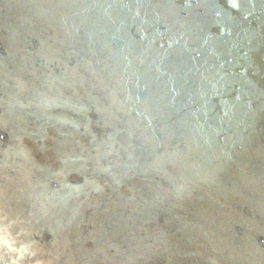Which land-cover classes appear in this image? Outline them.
<instances>
[{
  "label": "bare ground",
  "instance_id": "1",
  "mask_svg": "<svg viewBox=\"0 0 264 264\" xmlns=\"http://www.w3.org/2000/svg\"><path fill=\"white\" fill-rule=\"evenodd\" d=\"M165 1L166 5L159 7ZM175 1L146 0L145 4H147L136 19L131 21V26L124 27L126 30L123 27L121 29L118 24L116 25L120 29L116 26L114 28V23H111L110 28L116 31L123 30L121 38L127 40V55L135 68L134 74L145 80L140 79L137 82L134 80L130 84L117 79L112 82L106 80V83L101 81L98 87L86 90L88 93L104 95L103 98L116 101L114 104L120 106L121 117L128 115V111L123 107V104H128L137 115L147 118L149 123L142 129L145 132V134L142 132L144 137L139 133V127H134L132 118L126 122L127 127H123L108 119L89 102L80 105L91 111L92 117L101 120L103 125L109 123V126L120 129L123 133L122 140L135 151H133L136 156L133 161L135 164L127 167L116 165L117 168L112 167L104 172L120 171L127 174L141 171L146 176H155L158 185L167 186L169 183L179 185L184 188L186 197L200 191V187L203 190L205 188L203 195L199 197L198 204L202 206L197 207L206 211L211 210L212 214L201 222V233L194 238L191 247L188 250L183 249V245L179 243V236H175L174 233L170 240L158 241L154 245L143 244L140 253L144 257L153 256L155 259L163 260V264L171 259L180 264H264V79L261 81L258 77V69L260 67L264 69V41L255 38L256 34L264 35V0L257 2L186 0L183 6L185 9L180 8L181 10L174 7ZM34 3L38 7V18L36 16L35 20L31 19V21L37 24V27L35 24H30L26 28L30 33L26 44L37 47L40 43L39 40L34 39L33 29H41L43 34L45 25L49 26L55 21L58 11L54 10L57 4L53 0H39ZM207 4H211L208 8L218 6L216 14L212 13L211 9L205 12L203 8L204 19L197 20L196 27L189 28V22L197 18L195 10L201 11L202 5ZM152 7L153 11H151ZM207 24L217 32L206 28ZM199 25L202 28H199ZM170 27L184 35V40H180L179 48L171 45L174 41L176 44V34L165 31ZM79 28L78 26L75 28L72 24L66 30L63 29L65 34L62 38L63 51L76 48L75 37ZM183 28L185 31H181ZM4 34L7 37H0V47L4 49L1 55L7 57L8 53L17 54L19 46L10 38L12 34L9 30ZM160 43L163 46L161 51H158L154 45ZM141 44H145L147 48H151L150 50H155L159 55L158 58H154L151 53H145V56L140 53L138 45ZM53 52V54L45 52L46 55L38 60L39 65L44 71L46 70V77L38 80L23 68L19 79L10 77V89L14 90L18 86L17 81L23 80L24 83L32 84L34 87H31L32 93L39 94L41 96L39 101H43V104L62 105L70 79H66L68 75L58 66L60 64L56 57L61 51L53 50ZM151 58L155 59L152 63H150ZM12 72L19 75L15 68H12ZM23 86L24 89L28 87ZM5 92L7 85L2 83L0 96ZM134 93L141 98L136 97ZM4 97L7 104L3 105L0 100V128L5 130L8 136H5L0 145V163H2L0 192L12 195L5 194L3 198L5 206L11 212L9 213L11 218L13 216L18 221L21 220V216L23 220L29 221L31 215L33 218L36 216L41 222L34 225L33 229L22 225L20 234L27 232L28 229L38 230L39 226H47L53 232H57V238L64 247L51 254L52 258L49 260L53 258L55 260L50 261L49 264H54L55 261H58V264H93L85 259V254L88 252L95 256L100 254L107 264H118V261L111 258H108L109 263L107 262L105 252L96 240L93 243H84L81 247L72 243L70 234L65 230L71 225L68 229L71 235H79L73 224L76 221L74 204H61L58 202L59 198L48 197L47 194L44 201L35 200L34 197L27 198V187L33 186L32 188L39 192L36 182L32 185L26 180L28 186L24 188V180L9 173L10 166L13 165V162L8 163L10 159L16 163L21 161L25 163L22 152L25 148L36 151L38 145L22 131L20 138L16 140L15 131L11 126L12 121L9 118L10 112L19 106L20 109L26 107L27 109L23 110L26 111L25 115L22 112L21 117L28 123L32 120L31 128L45 126L46 123H40L41 116L38 117V114L41 111L38 105L33 107L27 100L15 106L16 99L12 98L11 94H6ZM58 116H62L61 113ZM182 127H185V130H181ZM157 137L162 143H168L167 153L164 155L171 162L165 171L158 174L154 173V168H151L152 158L144 161V149L136 147L141 143L150 141L153 143ZM85 140H75V142L87 155V162L83 161L87 167L95 168L100 165L101 157L107 158L109 154L113 155L114 162L115 159L119 161V156L106 152L98 146H89L86 144L89 142ZM10 149L14 151L20 149L18 151L22 154L16 152L17 155L13 156ZM39 162L41 165L43 160L40 159ZM173 167L190 173L192 180L184 181L182 178L173 177ZM75 183L80 189L82 187L81 193L88 188V182L85 180L77 179ZM120 191L122 196H129L131 188L128 183H124ZM99 195L102 200L108 201L107 194ZM22 199L24 204H20ZM158 218L157 227L163 229L167 225V218L163 215ZM14 224L20 227L19 224L15 222ZM227 231L233 233L231 238L224 237ZM255 234L257 244L252 248L246 247L245 238ZM21 241L25 242L22 248H29L35 243L26 236L22 237ZM110 251L108 249L106 252ZM64 255L68 256L66 263L61 261Z\"/></svg>",
  "mask_w": 264,
  "mask_h": 264
},
{
  "label": "water",
  "instance_id": "2",
  "mask_svg": "<svg viewBox=\"0 0 264 264\" xmlns=\"http://www.w3.org/2000/svg\"><path fill=\"white\" fill-rule=\"evenodd\" d=\"M36 1L39 0H0V37H7L4 32L9 30L12 34L10 38L14 39L19 46L17 54L12 52L10 55L8 53L7 57L1 55L4 49L0 47V84L7 85V92L0 96V100L3 105H6L7 102L4 97L6 94H11V97L16 99L15 106L29 100L33 107L38 105V109L41 111L38 114V117L41 116L40 123H46L45 126L31 128L32 120L28 123L21 117L22 112L25 115L26 111L23 110L27 109L26 107L20 109L19 106L10 112L9 118L12 121V125H10L15 133H18H14L16 140L18 141L20 131H22L38 145L36 151L28 148H25L26 151L23 149L25 163L22 161L16 163L10 159L8 163L13 162V165L10 166L9 173L24 180V188L28 186L26 180H29L32 185L36 182L39 192L37 193L33 186V188L27 187V198L34 197L35 200L44 201L48 195V197L59 198L58 202L61 204H74L76 223L73 224H75V229L79 231V235H71L68 230L71 225L66 227L65 231L70 234L75 246L81 247L84 243H93L96 240L102 246L101 249L105 252L107 262L109 261L108 258H111L116 262L118 261V264H163V260L155 259L153 256L144 257L140 253V248L145 243L154 245L158 241L170 240L171 236L176 233L175 236H179V243L183 245V249L188 250L194 238L201 233V222L207 220L206 217L212 214L211 210L206 211V209L197 207L202 206L198 203H200L199 197L203 195L205 188L203 190L200 187V191L186 197L184 188L179 185L172 183L167 186L158 185L155 176H146L141 171L127 174L120 171L104 172V170L112 167H127L135 164L133 162L136 159L133 153L134 149L129 148L128 143L122 140L123 133L120 129L109 126V123L103 125L101 120L92 117L91 111L80 105L83 102H89L108 119L123 127H127L126 122L132 118L134 127H139L138 131L144 137L145 132L142 129L149 123L147 118L137 115L128 104H123L128 115L121 117L119 114L120 106L114 104L116 101L103 98L104 95L88 93L86 90L87 88L98 87L99 82L102 83L101 81L106 83L109 80L112 82L117 79L125 84H130L134 80L136 82L140 79L145 80L134 74L135 68L131 65L127 55V40L121 38L123 37L121 36L123 30L116 31L110 26L113 22L114 28L115 26L121 29L122 27L123 29L130 27L131 21L136 19L147 4H145L146 0H53L57 4L54 10L58 11V15L55 21L49 25L50 28L45 25L43 34H41V29H33V37L40 43L34 47L26 44L28 42L27 36L30 35L26 28L30 24H35L31 19L34 21L38 13V7L34 3ZM185 4L186 0H176L174 7L179 10H181L180 8L185 9L183 7ZM163 5H166V1L159 7ZM210 6L211 4L202 5L201 11L200 9L199 11L195 10L197 16H194L197 18L189 22V28H191L190 26L196 27L195 22L204 19L202 18L205 14L204 9L205 12L211 9V12L216 14L215 11L218 6L208 8ZM151 11H153V7ZM177 12L179 13V11ZM72 24L75 28L80 27L75 37L77 46L73 50L63 51L64 30ZM35 25L37 27V24ZM199 28L202 26L199 25ZM206 28L217 32L209 24L206 25ZM165 31L176 34V44L174 41L171 45L179 48L180 40H184L183 33L177 32L175 28L171 27ZM181 31H185V29L183 28ZM186 31L189 32V30ZM255 36L256 39L264 41L263 34H256ZM162 46L163 44L160 43L154 45V48L161 51ZM138 48L144 56L145 53H151L156 59L159 56L155 50H150L151 48H147L145 44L138 45ZM53 50L61 51L60 55L56 57L60 64L58 66L68 75L66 79H70L63 98L65 101L62 105L53 106L45 103L44 105L43 101H39L41 96L32 93V84L24 83L23 80L17 81L18 86L14 90L10 89V77L19 79L23 68L27 69L26 71L38 80L46 77V70L44 71L43 67L39 65L38 60L46 55L45 52L53 54ZM154 60L151 58L150 63ZM12 68H15L19 75L13 74ZM258 77L261 78V81L264 79L263 67L258 69ZM23 85L28 87L24 89ZM135 96L141 98L138 94ZM56 113H61L62 116L59 117ZM180 129L185 130V127ZM176 135L178 136V134ZM5 136H8L7 133L0 128V145H2L1 142ZM82 139H86L85 141L89 142L86 144L89 146H98L106 152L119 156V161L115 159L114 162L113 155L109 154L107 158L101 157L100 165L95 168L87 167L83 164L87 155L80 150L75 142V140ZM167 146L168 143H162L157 137L153 143L151 141L145 144L141 143L136 147L144 149V161H149L152 158L153 167L151 168H154V173L158 174L165 171L171 163L164 155L167 153ZM10 150L14 154L13 156L17 153L22 154L18 151L20 149L17 151ZM12 158L14 159V157ZM17 158L21 160L20 157ZM40 159L43 160L41 165ZM116 165L117 167H115ZM173 168V177L182 178L184 181L192 180L190 173L177 167ZM77 179L88 182V188L83 190V193H81L82 187L80 189L75 183ZM1 181L2 178L0 177ZM124 183H128L131 188L129 196H122L121 194L120 188ZM102 193L108 195V201L102 200L99 195ZM5 194L12 196L7 192H0V264H49L50 261L54 262V258L49 260L52 258L51 254H55V250L60 251L64 247V244L57 238V232H53L47 226L38 225V230L28 229L27 232L20 234L22 225L33 229L32 227L39 220L36 216L33 218L31 215L32 223L29 222L30 220H23L21 216V220L18 221L13 216L11 218L9 216L11 212L4 203ZM20 204H24L23 199ZM204 213L208 215H203ZM162 215L167 218V225L163 229L157 227L158 216ZM232 234L231 231H227L224 233V237L231 238ZM45 235H49V237H45ZM25 236L29 240L35 241L29 248H22L25 242L21 241V238ZM255 237L256 234L246 237L245 246L252 248L254 244H257ZM108 249L112 253H110L111 251L106 252ZM66 257L68 259V256L64 255L61 261L66 263ZM85 259L93 264H107L102 260L100 254L95 256L88 252L85 254ZM165 263L180 264L172 259ZM54 264H58V261H55Z\"/></svg>",
  "mask_w": 264,
  "mask_h": 264
}]
</instances>
